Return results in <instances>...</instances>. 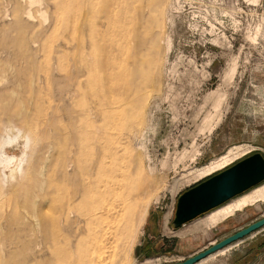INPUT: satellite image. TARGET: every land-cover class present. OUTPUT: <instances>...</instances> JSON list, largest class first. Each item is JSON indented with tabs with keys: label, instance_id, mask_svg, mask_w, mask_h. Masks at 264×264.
Wrapping results in <instances>:
<instances>
[{
	"label": "rangeland",
	"instance_id": "rangeland-1",
	"mask_svg": "<svg viewBox=\"0 0 264 264\" xmlns=\"http://www.w3.org/2000/svg\"><path fill=\"white\" fill-rule=\"evenodd\" d=\"M26 1L0 0V80L3 82L0 84L39 80L36 93L46 100L39 116L48 125L38 126L35 122L36 126L25 132L24 123L14 122L16 128L24 129L22 136L29 131L32 143L19 175L13 166L19 164L23 138L17 147L6 149L8 156L16 158L3 174L0 172V264L176 263L264 216L262 202L238 212L214 229L199 227L208 214L259 188L263 181L184 226L173 227L179 196L220 171L200 180L189 173L234 148L242 153L236 162L255 153L264 157V0H157L159 15L151 32L155 39L147 57L151 76L155 69V77L147 80L151 88L145 89L151 93L136 95L130 113L119 109L114 113L109 109L100 119L95 110L100 108L102 94L108 103L117 98L114 92L118 88L111 86L109 72H104L101 64L104 54L108 52L112 59L116 51L114 45L120 30L116 28L120 26L116 18L118 11L123 13L125 9L118 5L119 0H42L33 5ZM125 1L130 7L139 6L136 0ZM61 80L62 83L75 80L78 93L68 103L58 101L55 94L58 91L54 93ZM27 91L32 103L36 95ZM118 99V105L124 99L127 103V98ZM15 101L17 105H11L9 114L0 110L3 113L0 140L6 118L15 114L19 104L27 105L20 99ZM65 102L72 106V114H77L73 117L74 131L78 132L74 136L79 142L75 140V145L79 144L75 147L79 149L75 155L78 170L81 172L99 161L97 153L102 147L107 157L116 155V162L121 164L116 168L125 167L142 194L132 211L122 212L118 208V214L113 210L108 215L99 217V214L97 219L86 218L85 235L76 244L68 239L67 228H61L63 224L51 225L56 213L50 187L63 155L62 145L73 148L68 138L58 141L53 135L55 128L58 131L64 127L60 109L62 104L67 105ZM51 117V123L55 122L52 125L48 121ZM109 159L104 160L107 165ZM35 178L45 184L42 192L35 191L38 199H34L35 203L25 214L22 206L30 199ZM67 187L62 192L65 198L72 189ZM90 197L83 198L84 203L81 201L84 207L80 200L75 202L78 215L87 213ZM134 218L138 230L131 234L129 223ZM42 219L48 226L45 238L39 233L42 223L38 221ZM125 224L129 231L125 230ZM224 255L207 258L199 264H222Z\"/></svg>",
	"mask_w": 264,
	"mask_h": 264
},
{
	"label": "bare ground",
	"instance_id": "bare-ground-1",
	"mask_svg": "<svg viewBox=\"0 0 264 264\" xmlns=\"http://www.w3.org/2000/svg\"><path fill=\"white\" fill-rule=\"evenodd\" d=\"M24 2H25V0H24ZM26 2H28L30 5H33V4L42 2V0H27ZM127 2L125 0H119L118 5L120 7L123 6V9H125V11L123 13H121L119 10L118 12L120 14L116 12L117 15L119 14V16L118 17L115 16V17H117L116 18L117 21L120 23L119 27H116L115 26L116 24L114 25L116 28L120 29V30L118 29L119 35H118V39H117V41H115V45H114L115 46L114 49H116V51H114V53L116 52V54L113 53L112 59H111V58H109L108 52H107V54L106 55L104 54V57H102V64H101L103 71L106 73L109 72V76H110L109 80H110L111 86L114 87L115 89L118 88V90H116L114 92V96L116 95L117 98L113 97L111 99L110 103H108L107 99L105 98L106 96L104 97V94H102V102L100 101V108L96 107V110H95L96 116L99 119H100V117L103 118L105 112L108 113L109 109H111L112 112H114V113H116L117 109H119L120 112H123L126 114L130 113L132 110L130 104L135 103V101L137 100V97H135L136 95H139L142 92H145L147 94V96L150 95L151 91H149V92L145 91V89L147 87H150L149 82H147V80H151L150 78L152 76L155 77V69L153 70V72H152L153 75L151 76V73L149 71L150 66L147 62V57L149 56V52H150L149 50L151 49L150 46L153 44L154 39H155L154 38L155 34L153 33L154 34L153 35L154 37H153L151 32L153 31V29L156 25L157 17L159 15V13L157 14V12H158L157 8L160 7L159 6L160 2H158L157 0H155V1L154 0H145L144 3H142L141 0H136V4L137 5L139 4L138 7H136L135 5L130 7L128 4L129 2L128 3ZM133 3H134V1L132 2V4ZM119 6H118V8H119ZM123 9H121V11ZM114 21H116V20H114ZM116 28H115V30H116ZM118 30H117V32H118ZM108 59H109V62L111 64H109ZM109 80H108V82H109ZM28 81H29L28 84H26L25 81H24V83L23 82H17V83L15 82L16 84H12V82H13V80H12V81H10V84H9L11 86L6 85V83H5V86H3L4 84L3 85L0 84L1 86H3V88L0 89V98L3 100L0 102V110L3 113L5 112V113L9 114L11 112V108H12L11 105H14V104L17 105V102L15 101L16 99H18V100L20 99V102H22V103L27 102L26 107L23 106L25 104H23L22 106H20L21 104L16 106V108L17 107L18 108H17V111L15 112V114L9 115L6 118V121L4 122V125L2 128L3 135H2V139L0 140V172H2V174H3V171L5 170V168H7L8 166H11L10 164L12 162H14L15 158H16L15 156H8L6 153V149L8 147H12V148L14 146L17 147L19 139H21V138H23V141H22L23 151L21 152V158L18 159L19 161L16 160L17 162H19V164L16 163L17 166H13V167H16V170H15L16 173L15 174H18V175H19V173H21V170H23L22 165H23L24 161H26L25 159H27L26 158L27 157L26 151H27L28 146L31 145V143H32L31 142L32 140L30 138L31 135L29 136V131L26 135L22 136V131L24 130L23 128L26 127L25 132H27V128L33 127V125L36 126L35 122L37 123L38 126L48 125L47 121L44 122L43 121L44 119H40V116H39L41 109L44 107V106L42 107V105L46 101L42 98L43 97L42 95L40 97L39 94L36 93V92H38L37 89L39 88V84H38L39 80H37V81L28 80ZM1 82H2V80H0V83ZM62 82H63L62 80H61V82H59L61 84H58L57 89L54 88V93L57 90L58 92L55 94H57L58 101L59 100L60 101H67V103H68L71 99H73V96L75 95V93L78 90L76 91V89H75V80H65L64 83H62ZM78 82L79 81H77V83ZM8 83H9V80H8ZM7 86H9V87H7ZM4 87H7V88H4ZM127 87H128V90L125 91L127 89ZM15 88H16V90H15ZM80 88H81V86H80ZM28 89H29L30 95H31V93H34L36 95V96H33L35 98H33L32 103L30 100H28L30 96L29 97L26 96V94H27L26 92H28L27 91ZM108 91H109V88H108ZM102 93H103V86H102ZM55 94H54V96H55ZM82 94H83V90H82ZM79 95H81V94H79ZM111 96H112V93L110 92V97ZM26 97H27V100L25 99ZM120 97L127 98V103H125L126 99H124V103L122 105H118V100H119L118 98H120ZM22 99H25V102H23L24 100H22ZM54 99H57L56 96ZM56 102H57V100H56ZM62 106H63L62 108L60 106V108H61L60 110H61V113L63 115V117L61 116V118L64 120V127L62 130H58V131L55 128L56 131H55V133L53 132V135L55 134L54 135L55 140L68 138L71 142V145H73V148L71 149L72 146L71 147H64V145H62L63 146L62 147L63 155L60 158L61 161H59L57 164V173H54L56 175H54L53 182H52L51 187H50V189L53 193V203L55 205V212L54 213H56V216L53 217L54 219L52 218V220H51V223H52L51 225L53 226L54 223L63 224V227L61 225V228H64V227L67 228L66 234L69 237L68 239L71 241H74V243L75 242L77 243L85 235V227L84 226H86V224H88V220L97 219L98 218L97 216L99 214H100L99 217L106 215V214L108 215L113 210L117 211L118 208H120V210L122 212L123 211H127V212L132 211L135 208L134 206H136L135 204H138V202L140 201V197L142 194H141V192H138V190H137L138 186H136L133 183L131 176L128 173V170L125 167H122V168L120 167V169L116 168V165H118V166L121 165L120 163L116 162L117 161L116 155H112V156L107 157L103 153L102 147H100L101 150H98L99 153H97L99 161L96 160L94 165L87 166L81 172H80V169L78 170V168L76 167L77 164H76L75 155H77V152L79 149L77 150L75 147L76 146L78 147L79 144L75 145V142L76 141H77L76 143H79V142H78V139H76L77 136H74V133L76 132V130L74 131V123L75 122H74V117H73L74 115L77 116V114L76 113L72 114V111H70V108L72 106L70 107V105L68 106V104L65 106L62 104ZM49 110H51V109L49 108ZM71 110H72V108H71ZM55 111H56V109H55ZM2 114H0V115H2ZM41 115H43V114H41ZM3 117H5V114ZM54 118H57V116ZM76 118L77 117H75V119ZM52 120H53L52 117L48 120L49 124L51 123ZM14 122L15 123L16 122L24 123L23 128H21V129L16 128V126L14 125ZM54 123H51V125ZM20 126L22 127V125H20ZM53 127H54V125L52 126L51 130L53 129ZM97 130L99 131V127L96 128V131ZM80 131H82V130H80ZM76 133H78V132H76ZM76 133H75V135H77ZM53 135H51L52 138H53ZM63 137H65V138H63ZM96 138H97V136H96ZM69 140H67L66 143L69 142ZM53 142H54V140H53ZM51 143H52V141L50 142V144ZM66 143H65V145H66ZM54 144H53V147H54ZM48 146L50 147L51 145L48 144ZM53 149L55 150V147ZM47 150H48V147H47ZM80 152H81V150H80ZM100 155H102V156H100ZM241 156H242V153H240L239 148L231 149V150L227 151L226 153H224L223 155L211 160L208 164L201 167V169L189 173V176L192 177V175H195V178L199 179V180L206 178L210 175L215 174L216 172L223 171L225 168H227L228 166L234 164L237 160H239V158ZM77 158H80V157H77ZM107 158H110L109 159L110 162L108 163V165L104 161L105 159L107 160ZM55 163H57V162H55ZM30 167H31V165H30ZM12 174H14V173H12ZM35 174H36V172L34 173V175ZM9 175H11V173ZM9 175H8V177H10ZM21 177L23 178V176H21ZM37 177H38V175H37ZM37 181L38 180L35 178L34 184L30 188V192L32 191L31 192L32 197L29 195L30 199L28 201L25 200L23 203L22 207L24 209H26L24 212L25 214H28L27 209H29L30 207L32 208L33 202L35 203V200L37 201L38 198L36 199L35 194L37 192L38 193L42 192V190H43L42 187L45 183L43 184V182L39 183ZM27 186H29V185H27ZM67 186H71L72 189L69 191L70 194L69 195L67 194L68 197L65 198L63 196L62 192ZM10 187L13 188V186H10ZM14 189H17V188H14ZM24 191H25V189H24ZM35 191H36V193H35ZM90 195H92V196L90 197ZM85 197L86 198L90 197L88 199H90L91 203L89 204V208H88L87 213L83 214L81 216V215H78L77 212H75L76 209L74 210V204L78 200H80V202L82 201L84 203ZM63 198H64V200H63ZM80 202H79V204H80ZM82 202H81V205H83V207H84V204ZM262 202H264V184L262 186H260L259 188L250 191L249 193L233 200L231 203H229V204L213 211L212 213L208 214L206 216V218L201 221V223L199 222L200 223L199 227H202L204 229H214V228L218 227L220 224L227 221L228 219L234 217L238 212L240 213V212L244 211L246 208L254 207L256 204H259ZM18 211H19V209H18ZM82 211H83V213L86 212L84 210H82ZM118 212L119 211H117V214H118ZM130 215H132L131 212L129 213V216ZM86 218L88 220H86ZM99 219H101V218H99ZM141 220H142V218L139 219V222ZM38 222H39V224L42 223V226L40 227L39 233L41 234L42 237L45 238L47 236V233H48L47 223H46V221H44V219H42L41 222L40 221H38ZM113 222H114V220H113ZM128 223H126V224L128 225ZM60 224H59V226H60ZM127 225H126L125 230H127ZM56 226L58 227V225H56ZM129 226H130L129 228H130L131 234H133L134 231H135V233L137 232L138 223H136L135 218L133 219V222L130 221ZM129 228L127 231H129ZM94 229H95V227H94ZM125 230H124V232H125ZM63 231H65V230H63ZM110 231H111V229H110ZM113 233H114V231H113ZM131 234L129 233V235H131ZM94 235H95V233H94ZM97 235L98 234H96V236ZM130 238H131L130 242L133 243L134 239L132 238V235L130 236ZM94 242H92V243H94ZM96 242L98 244L99 241L96 240ZM237 243H239V242H237ZM237 243L229 245V246L209 255L208 257H206L202 261H206L207 258L212 259L213 257H216L218 255L226 254L227 251L230 250ZM101 244H102V241H101ZM94 245H96V244H94ZM72 247L75 248V245ZM103 248L104 247H102L101 249H103ZM76 249H77V246H76ZM95 249H96V246H95ZM105 249H104V253H106ZM96 250H99V247H97ZM93 251H95V250H93ZM87 253H88V251H87ZM100 253H103V250H101ZM102 256H103V254H102ZM99 258H100V256L98 255L97 259H99ZM102 260H104V259H102ZM202 261H200V262H202ZM98 262L99 261L97 260V263ZM153 262H156V261H147V264H153ZM101 263H104V262L101 261L99 264H101ZM199 263H197V264H199ZM83 264H84V262H83Z\"/></svg>",
	"mask_w": 264,
	"mask_h": 264
},
{
	"label": "water",
	"instance_id": "water-1",
	"mask_svg": "<svg viewBox=\"0 0 264 264\" xmlns=\"http://www.w3.org/2000/svg\"><path fill=\"white\" fill-rule=\"evenodd\" d=\"M264 181V157L250 155L197 184L177 199L175 229L197 219ZM264 229V216L186 259L170 264H197L209 255L241 242Z\"/></svg>",
	"mask_w": 264,
	"mask_h": 264
},
{
	"label": "crops",
	"instance_id": "crops-1",
	"mask_svg": "<svg viewBox=\"0 0 264 264\" xmlns=\"http://www.w3.org/2000/svg\"><path fill=\"white\" fill-rule=\"evenodd\" d=\"M227 253L222 264H264V229L237 243Z\"/></svg>",
	"mask_w": 264,
	"mask_h": 264
}]
</instances>
